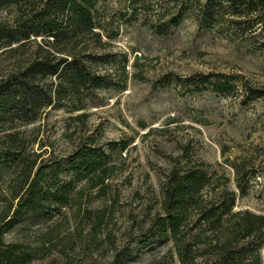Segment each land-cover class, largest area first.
<instances>
[{
  "label": "rangeland",
  "instance_id": "rangeland-1",
  "mask_svg": "<svg viewBox=\"0 0 264 264\" xmlns=\"http://www.w3.org/2000/svg\"><path fill=\"white\" fill-rule=\"evenodd\" d=\"M9 1L0 0V28L17 32V3ZM248 3L97 0L99 36L56 46L39 36L0 40V83L47 49L77 53L103 81L83 96L82 110L51 105L34 120L0 122V154L8 132L25 145L19 161L0 164V223L42 164L61 165L52 184L74 179L79 190L66 212L42 226L54 230L69 264H110L111 240L135 247L129 264H178L171 240L149 236L176 170L206 169L218 192L236 191L235 210L264 214V5L250 10ZM54 80L38 82L49 88ZM87 146L108 153L103 187H92L97 173L79 181L69 170ZM99 209L106 220L95 234ZM17 236L15 225L7 237Z\"/></svg>",
  "mask_w": 264,
  "mask_h": 264
},
{
  "label": "trees",
  "instance_id": "trees-1",
  "mask_svg": "<svg viewBox=\"0 0 264 264\" xmlns=\"http://www.w3.org/2000/svg\"><path fill=\"white\" fill-rule=\"evenodd\" d=\"M10 1L17 3V32L0 28V40L8 36L9 44L39 36L48 38L47 45L56 46L89 34L101 35L95 11L97 0ZM248 4L250 10H258L264 0H249ZM46 52L25 71L0 83V122L15 121L17 117L31 121L43 107L51 105L82 110L83 96L102 86V77L92 72L77 53L57 57L49 49ZM49 77L55 78L49 88L38 82ZM1 150L0 164L19 161L25 145L16 133L8 132ZM107 159L103 149L87 146L73 155L69 170L79 181L97 173L98 180L92 187H103L109 176L103 169ZM61 171L60 164H42L33 180L23 186L24 193L15 194L19 200L10 207L13 213L4 214L0 223V264H69V254L56 240L54 230L42 229L54 221L56 213L66 212L79 193L74 179L51 183ZM236 203V191L226 186L218 192L206 169L173 171L164 187L163 215L154 220L149 236L171 240L178 264H264V214L235 210ZM102 211L92 216L95 234L106 220ZM15 225L17 239H9L7 233ZM36 225V231L28 230ZM141 243L147 245L149 241ZM111 244L114 255L110 264H129L135 259V247L112 240Z\"/></svg>",
  "mask_w": 264,
  "mask_h": 264
}]
</instances>
